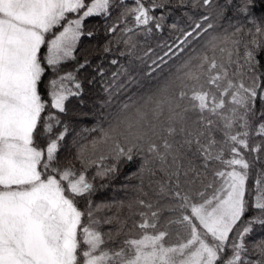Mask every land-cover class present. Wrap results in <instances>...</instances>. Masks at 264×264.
I'll list each match as a JSON object with an SVG mask.
<instances>
[{
    "label": "snow or ice",
    "instance_id": "snow-or-ice-1",
    "mask_svg": "<svg viewBox=\"0 0 264 264\" xmlns=\"http://www.w3.org/2000/svg\"><path fill=\"white\" fill-rule=\"evenodd\" d=\"M133 3L121 5V17L151 32L149 25L162 30L165 19L155 10L210 7L214 0ZM113 7V0H0V264H264V238L247 239L264 228V162L253 175L260 157L247 158L264 152V19L253 14L255 0L216 5L221 18L232 10L245 22L230 20L231 31L209 34L140 104L120 105L107 128L79 145L78 170L59 159L68 135L60 114L82 94L76 72L88 61L63 75L61 66L75 59L81 37L93 35L85 21L107 17ZM210 29L195 22L180 44ZM123 42L136 46L131 37ZM49 70L45 99L40 89ZM134 83L123 66L113 71L105 103ZM134 154L144 157L140 173L161 174L151 195L141 185L134 199L119 202L137 220L108 215V203L77 206L95 180L117 173L104 160L131 162Z\"/></svg>",
    "mask_w": 264,
    "mask_h": 264
},
{
    "label": "trees",
    "instance_id": "trees-1",
    "mask_svg": "<svg viewBox=\"0 0 264 264\" xmlns=\"http://www.w3.org/2000/svg\"><path fill=\"white\" fill-rule=\"evenodd\" d=\"M147 5L149 0H144ZM174 2V0H173ZM113 7L107 17H91L85 21L84 31H91V37L85 35L81 37L78 42L77 50L74 53L75 59L65 62L61 66L60 74L63 75L68 71H74L79 64H88L85 68L76 72L78 80L82 84V94L78 97H71L66 101V113L60 114V118L68 127V135L63 142V147L59 151V159L67 163L69 161L76 169L81 168V164L76 160V153L80 144L88 143L91 139L99 135L101 127L107 128L110 123V114L116 112L120 105L124 103H132L134 105L140 104L141 98L146 97L156 90V88L165 79L176 73L177 68L189 57H192L196 52L201 50V45L204 40L208 38L209 34L215 32H222L224 29L231 31L229 21L233 24L244 23V18L239 17L232 10H229L223 18L218 15V8L216 5L223 6L224 0H214L210 7H193L189 3L186 7L181 9L166 8L157 9L154 15L159 17L164 15L162 30H157L153 25L151 32H147L145 28H136L134 20L131 16L122 18L121 13L123 7H133V0H113ZM257 19H264V0H255V7L252 10ZM203 16H208L207 21H202ZM195 22H202L206 27L208 23L214 25V29H210L208 34H204L202 38L190 40L181 45L180 41L184 39V33L191 30ZM176 25V27H172ZM115 26L116 32H109L110 27ZM249 26H251L249 24ZM132 28V33L125 34L123 29ZM131 37L135 43V48L130 49L123 41ZM109 51H105V48ZM169 47L172 48L173 53L169 56H164ZM183 49L180 51L179 49ZM151 49V51H149ZM45 49H42V52ZM121 53H124L121 55ZM145 53H148L145 55ZM164 57L166 63L161 62L158 58ZM116 59L118 64L112 65L111 61ZM159 64L157 68L153 61ZM121 66L130 72L134 77L136 83L127 87L119 95L115 96L110 103H105L107 100V93L104 91L106 82L111 79V73L118 70ZM104 69V76L101 77L97 69ZM155 68V71L152 69ZM53 78V70H49L44 77V82L41 84V93L45 99L47 97V82ZM123 79V77H121ZM91 81V83H90ZM131 97V101H129ZM96 128L97 131H91ZM122 146L127 147L123 140ZM135 153V150H134ZM105 154H107L105 152ZM100 155L98 152L96 158ZM259 155L260 161L254 162L253 175L264 162V152L259 154H248L247 158L252 160V157ZM143 155L134 154L131 162L126 158H122L118 163L109 158L102 163L107 166L116 164L118 169L114 174V178H106L104 180L97 179L94 183V191L85 198H77V206L81 210H86L88 207V200L94 204L108 203L114 205L108 215L119 213L121 218L131 216L127 208L119 209V202H127L134 199L139 193L136 188L143 186V190L151 195V187H155V181L161 178V174L150 176L146 171L140 173V165L143 162ZM95 167L89 168L87 174L89 177L94 175ZM137 175H133V174ZM151 185V187H150ZM252 186V179L249 180V188ZM135 211V210H134ZM253 212L249 211L247 216H252ZM247 218V217H246ZM138 217L131 216L129 224L132 220H137ZM111 225H104L103 228L107 231ZM258 238H264V228L256 227L255 231L247 239L254 241Z\"/></svg>",
    "mask_w": 264,
    "mask_h": 264
}]
</instances>
